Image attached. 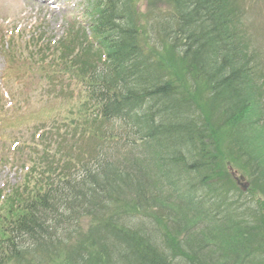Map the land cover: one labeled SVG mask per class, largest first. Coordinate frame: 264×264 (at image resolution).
<instances>
[{
	"label": "trees",
	"instance_id": "trees-1",
	"mask_svg": "<svg viewBox=\"0 0 264 264\" xmlns=\"http://www.w3.org/2000/svg\"><path fill=\"white\" fill-rule=\"evenodd\" d=\"M172 1L177 11L164 19L165 31H171L167 43L186 64V75L205 82L208 114L219 125L231 126L246 113L248 88L258 72L255 58L244 53L231 26L237 15L228 3L234 0ZM97 11L105 27L96 30L105 58L98 74L97 65L89 68L88 77L78 75L85 91L77 97V108L83 100L94 101L93 113L98 111L101 119L97 124L116 122L123 133L117 135L121 143L134 133H148L151 127L149 137L162 149L160 177L176 200L213 224L228 223L231 233L210 231L200 236L211 247L210 264H264V189L263 198L255 199L215 175L221 169L212 157L217 141L210 122L190 96L167 80L166 67L140 48L132 0H111ZM118 13L126 24L117 21ZM103 22L97 20V27ZM82 118L79 115L77 125L84 122ZM83 128L76 134L86 140L80 139V151H87ZM224 134L229 138V131ZM127 143H131L128 138ZM230 149L237 150L246 166L255 164L258 170L260 163L254 158V154L262 156L258 149L249 154L234 140ZM86 154L88 161H72V165L56 152L48 170L39 175L31 169L24 175L25 185L15 190L24 198L14 206L18 194H10L0 212V264H51L61 255L66 264H207L205 241L197 246L180 235L170 239L163 234L154 214L147 212L158 204L134 173L123 171L105 154L92 149ZM261 170L264 176V167ZM135 200L141 214L137 208L102 218L116 203ZM84 216L93 220L87 235L78 227Z\"/></svg>",
	"mask_w": 264,
	"mask_h": 264
},
{
	"label": "rangeland",
	"instance_id": "rangeland-1",
	"mask_svg": "<svg viewBox=\"0 0 264 264\" xmlns=\"http://www.w3.org/2000/svg\"><path fill=\"white\" fill-rule=\"evenodd\" d=\"M83 2L85 0H55L54 4L61 7L59 10L53 11V13H49L46 10L48 6L36 0H0V85L3 79V92L10 90L11 96L7 95L6 99L9 110L14 113L10 132L6 129L1 133L2 136L5 133H9V138L2 137L0 139V157L3 160L0 163V195L4 189L6 191L8 190V186H21L22 178L28 173L31 167L39 169L37 154L31 153V151L46 154L40 143L43 134L37 137L36 140H32L36 138L35 133L37 132L35 130L38 126H41L40 120L45 119L44 121L53 123L54 121L63 122L69 121L70 119L68 124H72L71 119L77 118L76 112L77 115L80 114V109L69 98H61L59 94L51 96L54 82L51 79L43 78L42 63L47 59V55H50L51 50L48 44H51L52 41L61 36L63 31V36L65 35V31L69 27V22L79 14L80 8L84 6ZM150 2L153 10L150 11L149 17L156 13H161L166 9L164 8L167 5L166 0H142V3L139 5L140 9L147 12L146 5ZM237 3L235 12L237 19L236 22L234 21L233 26L239 28V36L241 37L242 43L246 44V47L253 51L260 67L264 69V0H239ZM68 33L67 36L65 35L66 37H61L56 41L59 42L64 38L69 40L72 35H76L75 31L70 30ZM62 49L60 51L57 50L56 55H59V60H63L62 66L66 69L62 74L65 79L61 81L63 85L67 82V85L63 87L65 90L68 86H74L72 85V77L67 75V73L73 74L74 71L85 70L91 63L89 61L79 62L76 57L69 58ZM155 56L166 67L170 80L185 95L190 96L200 106L204 118L208 120V123L210 122V129H212V135L214 136L213 140L215 139L217 141L213 144L215 153L212 154V157L218 159L220 169H223L222 165L224 163L222 161H227V156L233 154V149H230L232 140L242 145L249 154H254L255 150L258 149L259 153H262V156L259 157L254 154V158L260 163V165L257 163L259 168H263L264 122L260 121V116L264 113L261 93L263 90H256L254 87L248 89L250 105L245 111L246 113L237 122L231 124V126H222L216 122V119L211 114H208L205 102L207 101V96L204 82L197 79L192 80L191 84L185 80L184 68L186 64L178 59L176 54L169 48L163 46V48L155 53ZM57 60V57L54 56L52 61L55 63ZM41 79L43 81L45 80L44 88V83ZM39 91H43L42 95L36 96ZM73 91L76 92L77 88L76 90L73 89ZM30 103L36 104V111L32 114L26 113L24 120L21 117L23 114L21 110L23 107L25 108V104ZM17 106L19 112L16 111ZM38 111H40L39 117L36 116ZM22 121L25 122V125L22 124L19 126L18 123ZM225 131H229V138L224 134ZM18 139L23 143L20 144L21 150H23L27 140L34 147L32 149L29 148L28 155L24 156L23 161L26 163L27 168H23L22 170L19 167L16 168L14 164H12L13 166L11 165L12 162H16L18 155L12 159L11 152L14 151L15 144L12 145L11 143ZM145 143L143 142L142 146ZM135 146L137 148L142 147L138 146V144ZM102 147L103 150H111L112 159L124 170L132 168L140 179L144 181L146 186L149 185L148 188L150 191L152 190L156 199H163L167 203L166 199L169 197V194L160 185L159 181H157L156 173L153 172V162L155 159L153 150L149 146L145 149L152 150L150 151V157L147 153L139 155L137 150L129 149L128 146H120L114 143V139H107ZM51 150L54 151L53 146ZM240 166L241 174L246 177V182H248L251 191L262 192L264 176L261 173L263 171L261 169L254 171V168H248L242 164ZM224 173L225 171L222 170L221 175ZM120 206L122 208V205ZM118 207L119 204L117 203L114 210ZM128 208H130V204ZM0 210H2L1 207ZM162 210L165 211L164 209ZM165 213L160 214L162 218H166L161 221L164 232L172 238L180 235V237H184L192 245L199 241H205L204 245L209 244L204 237L202 238L200 236L203 234L206 235L210 231H217V235L231 233L228 229V223H222L212 227L208 225L210 222L204 217L194 218L192 212L182 205L181 207L175 205L173 211H170L166 215ZM193 221L196 222L195 227L189 228ZM87 223V221L84 222V224ZM196 250H198V247ZM210 250L211 247L209 245L205 246L203 255L206 254L209 256ZM63 256L61 255L53 264H66ZM213 258V255L205 257L207 264H210Z\"/></svg>",
	"mask_w": 264,
	"mask_h": 264
},
{
	"label": "bare ground",
	"instance_id": "bare-ground-1",
	"mask_svg": "<svg viewBox=\"0 0 264 264\" xmlns=\"http://www.w3.org/2000/svg\"><path fill=\"white\" fill-rule=\"evenodd\" d=\"M48 3V2H47ZM55 10H58V8L57 7H55Z\"/></svg>",
	"mask_w": 264,
	"mask_h": 264
}]
</instances>
